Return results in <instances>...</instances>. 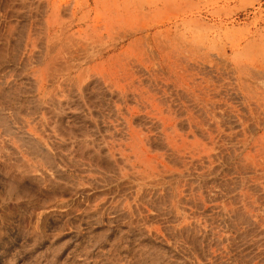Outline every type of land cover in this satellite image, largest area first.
Segmentation results:
<instances>
[{"label": "rangeland", "instance_id": "rangeland-1", "mask_svg": "<svg viewBox=\"0 0 264 264\" xmlns=\"http://www.w3.org/2000/svg\"><path fill=\"white\" fill-rule=\"evenodd\" d=\"M0 264H264V0H0Z\"/></svg>", "mask_w": 264, "mask_h": 264}]
</instances>
